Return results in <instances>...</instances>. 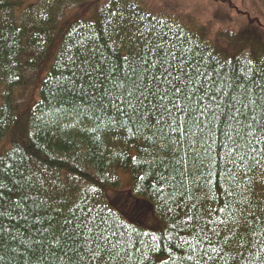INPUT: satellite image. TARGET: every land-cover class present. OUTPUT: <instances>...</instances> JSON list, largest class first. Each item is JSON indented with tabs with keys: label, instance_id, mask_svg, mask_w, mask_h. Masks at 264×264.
Instances as JSON below:
<instances>
[{
	"label": "snow or ice",
	"instance_id": "snow-or-ice-1",
	"mask_svg": "<svg viewBox=\"0 0 264 264\" xmlns=\"http://www.w3.org/2000/svg\"><path fill=\"white\" fill-rule=\"evenodd\" d=\"M86 11L87 6L81 15ZM138 23L143 46L138 45L134 54L96 59L95 45L89 48L82 42L81 56L86 58L77 65L72 55L64 61L67 49L62 51L60 59L70 74H62L61 88L70 97L69 111L94 119L97 130L101 124L118 125L150 145L151 150H145L147 171L138 180L151 183L158 203L173 212L193 199L209 166L229 183L241 165L247 172L249 163L264 159V67L253 68L246 59L244 72H230V62H212L198 54L199 46H191L183 29L166 18L140 16ZM237 41L242 49L245 42L239 37ZM8 159L0 156V264H11L6 253L15 255L20 249L23 264H147L159 249L162 237L153 234L149 239L148 232L133 226L140 214L135 204L125 202L113 212L92 203L87 189L78 212L57 233L48 215L55 181L49 184L43 173L21 171L23 158L19 165ZM8 170L16 179L4 175ZM5 191L16 192L18 198L5 200ZM225 194L233 195L230 190ZM228 209L225 202L218 211ZM196 210L192 204L190 211ZM175 220L165 238H179L175 247L188 264L218 258L204 247L207 241L211 252L217 251L196 215ZM35 225L41 226L33 231ZM170 261L171 257L165 264Z\"/></svg>",
	"mask_w": 264,
	"mask_h": 264
},
{
	"label": "trees",
	"instance_id": "trees-1",
	"mask_svg": "<svg viewBox=\"0 0 264 264\" xmlns=\"http://www.w3.org/2000/svg\"><path fill=\"white\" fill-rule=\"evenodd\" d=\"M86 1L44 0L29 5L16 17L18 1L0 0V142L9 136L8 148L1 149L0 156L8 157L9 163L17 165L23 158L21 171L43 173L49 184L55 181L48 215L57 233L64 221L73 219V212H78L81 196L87 189L92 203L113 212L125 202L135 204L140 214L134 217L133 226L141 233L148 232L149 239L153 234L162 237L159 249L152 252L147 264H165L170 257V264H188L186 258L180 256L181 249L175 247L179 238L165 237L169 236L168 228L176 222V217L190 215L199 218V226L206 227L212 247L217 249L212 253L205 241L209 254L218 257L205 258L207 264H261L264 261V159L249 163L247 172L241 165V171L229 183H225L217 168L209 166L201 180L202 186L192 193L193 199L167 212L158 203L151 183L138 180V176L147 171L145 150L150 151V145L118 125L101 124L97 130L94 119L69 111L70 97L61 85L64 83L62 74H70L64 66L67 56L77 57V65L86 58L81 56L82 42L89 48L95 45L96 59L103 55L115 60L134 54L138 45L143 46L138 31L139 17L149 15L179 25L191 46H199L198 54L206 59L210 57L212 62H230L226 65L230 72H244L246 59L253 62V68L264 67V0H251L254 5L250 11L237 7L233 11L230 4L218 6L211 11L212 25L195 23L177 13L150 10L141 0H103L90 17H61L64 8L87 6ZM237 37L245 42L242 49ZM52 45L54 51L41 77L37 99L20 113L16 112L14 90L19 92L18 99L22 103L27 93L35 92L40 64L48 59ZM65 49L62 61L60 53ZM87 56L90 57L91 52ZM35 70V74L27 77ZM120 171L128 174L124 183L119 177ZM4 175L16 179L11 170ZM4 182L7 188L12 187L8 179ZM125 186L128 191L125 202L118 205L108 199L107 193ZM93 188L97 190L94 194ZM228 190L233 193L231 197L225 194ZM17 198L14 191L4 193L5 200ZM225 202L229 203V209L218 211ZM192 204L197 206L195 212L190 211ZM206 220L213 223L206 225ZM40 226L35 225L33 231ZM17 227L26 231L22 223H17ZM43 227L47 228L48 224ZM19 252L6 253L11 264H23L18 258Z\"/></svg>",
	"mask_w": 264,
	"mask_h": 264
},
{
	"label": "rangeland",
	"instance_id": "rangeland-1",
	"mask_svg": "<svg viewBox=\"0 0 264 264\" xmlns=\"http://www.w3.org/2000/svg\"><path fill=\"white\" fill-rule=\"evenodd\" d=\"M17 1H18V4L16 5V8H15V15L16 17H19L21 15V12H23L29 5H37V3H40L44 0H17ZM101 1L103 0H89V1L87 0L84 3L87 5V11L83 12L82 15H81V10H82L81 8H84L85 6H80V8H78V7L71 6V5L64 8L60 15L61 17L65 15L63 19L67 17L68 15H72L70 19L77 17V15L84 16V17H90L92 13L94 12V10L97 9L98 4ZM141 1L150 10H153V11L161 10L164 12L167 11L172 14L177 13L181 15L182 17H184L185 15L186 17L193 19L195 23L197 22L201 25L205 23L210 24V25L213 24L212 19H211L213 12L211 11L215 10V8H217L218 6L223 7L225 5L227 6L230 4V6L233 8L232 9L233 11L236 9V7L242 11H250L252 6L254 5L253 2L251 3V0H141ZM220 11L222 12L223 10H220ZM218 15H220V13H218ZM216 27L217 25L213 26V28H216ZM53 47L54 46L52 45L48 59L44 60L40 64V67H39L40 72L38 76V82L35 85L36 86L35 92L27 93L23 100L24 103H22L18 99L19 92H17V89L14 90V100H15L14 103H16V112L20 113L22 110L31 106V104L37 99L38 88L41 83V77L44 75V73L47 70V67L49 66V63L51 61V53L54 51ZM33 73L35 74L36 70L34 72L30 71L27 77H30V75H32ZM8 140H9V136H6L5 138L1 140L0 151L1 149L8 148V145H7ZM119 177L124 183L126 181V178H128V174L120 171ZM123 188L126 190H123ZM127 192H128L127 187L125 186V187H121L119 191L107 193L108 194L107 196L109 200L111 199L114 203L121 205V203L125 202L124 197L127 195ZM118 193H122V195H118Z\"/></svg>",
	"mask_w": 264,
	"mask_h": 264
}]
</instances>
